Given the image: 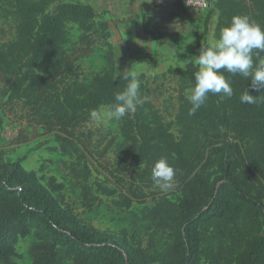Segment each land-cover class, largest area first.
<instances>
[{"label":"trees","instance_id":"1","mask_svg":"<svg viewBox=\"0 0 264 264\" xmlns=\"http://www.w3.org/2000/svg\"><path fill=\"white\" fill-rule=\"evenodd\" d=\"M18 19L16 38L0 46V128L4 115L54 132L62 154L83 159V127L90 113L111 108L115 95L126 89L127 74L108 69L90 83L81 81L77 62L92 54L100 38L109 46L108 21L91 3L66 0H0ZM219 11L215 36L233 16L248 15L264 28V0H216ZM81 30V46L67 50L68 24ZM211 45L203 43L202 49ZM113 48V46H112ZM189 58V56H185ZM264 52L253 56V69ZM199 65L189 61L177 69L183 82L195 85ZM233 89L232 97L209 93L204 105L189 115L191 104L181 94L177 137L162 117L143 110L126 114L123 140H109L98 151L111 174L124 182L117 204L130 208L157 195L152 169L161 157L175 168L173 184L180 196L159 199L145 211L155 230L168 233L159 252L133 242L126 232L115 234L85 222L65 202V184L55 176L47 184L22 161H0V264H18L17 244L33 236V264H264V88H253L251 76L221 69ZM256 104L241 103L246 91ZM115 147L113 149V146ZM114 152V160L110 152ZM85 183L87 208L99 200L87 183L91 169L73 167ZM97 189L115 195L118 188L97 183Z\"/></svg>","mask_w":264,"mask_h":264},{"label":"rangeland","instance_id":"2","mask_svg":"<svg viewBox=\"0 0 264 264\" xmlns=\"http://www.w3.org/2000/svg\"><path fill=\"white\" fill-rule=\"evenodd\" d=\"M66 1L94 3L100 15L99 19L104 16L102 0ZM10 9L9 4L2 5L0 3V46L16 38L18 19L9 12ZM67 28L69 41L66 47L69 52H74L81 46L80 36L82 32L73 23H69ZM109 51H113L114 54V71L116 74L134 73L140 81L139 95L143 103L137 106V110H143L149 117L153 112L159 114L170 125L175 135L180 137L181 127L177 119L181 105L180 96L184 94L189 97L192 88L182 81L177 70L168 71L170 67L177 65L170 64L166 66L165 70L159 71L157 66L154 67L148 61H143L145 64L139 63L140 58L127 60V57L117 53L116 48L109 46L106 38H100L94 45L92 54L80 58L77 62L81 73V81L90 83L95 75L108 69L107 54ZM109 109L108 106H103L97 112L103 113ZM122 122L123 118L120 120L111 118L94 120L91 118L82 128L84 135L81 139L85 154L83 159H79L76 154H62L59 149H56L59 147V143L54 132H46L39 125H30L25 121L20 122L12 115H4V122L0 131L18 132L16 147L26 146V150L22 155L23 160H27L25 167L35 169L45 184H47L50 176H55L59 182L64 183L65 188L61 192V196L81 219L106 232L115 234L126 232L128 238L143 247L149 246L153 236L155 246H151L150 250L151 252H159L166 247L169 241L168 233L152 228L145 218V211L159 199H177L180 192L174 184L167 191L161 190L155 185L154 189L157 195L147 198L145 202L135 201L130 208H124L117 204L121 199L120 192H125V189H122L121 186L126 187V184L124 182L119 184L116 177L110 173V166L100 159L98 151L109 140L114 139L116 142L123 140L121 134ZM114 147L115 144L113 149ZM109 156L111 160H114L115 154L113 151L110 152ZM85 166L91 169V176L87 183L90 185L94 196L99 197V200L91 208H87L83 203L82 186L85 181L73 169V167L83 169ZM97 183H103L111 188L116 187L118 193L115 195L104 194L97 189ZM36 244L37 240L33 236L19 240L17 249L21 257L17 260L18 264H33L31 249Z\"/></svg>","mask_w":264,"mask_h":264},{"label":"crops","instance_id":"3","mask_svg":"<svg viewBox=\"0 0 264 264\" xmlns=\"http://www.w3.org/2000/svg\"><path fill=\"white\" fill-rule=\"evenodd\" d=\"M102 1L103 19L109 24V42L117 53L127 60L140 58L142 64L148 61L159 71L170 64L177 66L168 71L184 67L189 61L198 63L203 43L212 45L218 40L216 0H212L210 10L203 12L185 9L183 0ZM17 133L0 131V161L17 160L24 154L26 146L16 147ZM26 161L22 162L24 166Z\"/></svg>","mask_w":264,"mask_h":264},{"label":"clouds","instance_id":"4","mask_svg":"<svg viewBox=\"0 0 264 264\" xmlns=\"http://www.w3.org/2000/svg\"><path fill=\"white\" fill-rule=\"evenodd\" d=\"M260 52H264V28L248 15L233 16L231 24L221 29L219 39L210 47L202 49L197 57L199 69L195 73L196 82L188 97L192 105L189 115H194L204 105L209 93L232 97L233 89L221 69L233 75L251 76L254 89L264 88V61H260L255 70L251 71L253 56L255 54L258 58ZM125 79H129L130 82L124 91L115 95L116 103L103 113L91 111L92 119L120 120L126 114L134 113L137 106L143 103L139 95L140 81L136 75L128 73ZM240 100L241 103L256 104L258 97L246 90ZM175 175L176 170L167 157H161L155 162L152 180L161 190L167 191L173 187Z\"/></svg>","mask_w":264,"mask_h":264},{"label":"built area","instance_id":"5","mask_svg":"<svg viewBox=\"0 0 264 264\" xmlns=\"http://www.w3.org/2000/svg\"><path fill=\"white\" fill-rule=\"evenodd\" d=\"M183 6L185 9L195 12L208 11L213 6L212 0H183Z\"/></svg>","mask_w":264,"mask_h":264}]
</instances>
